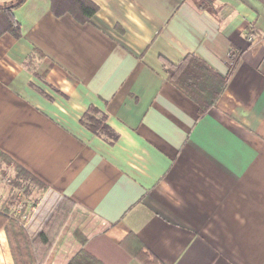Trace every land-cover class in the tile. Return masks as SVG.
<instances>
[{
    "label": "crops",
    "instance_id": "obj_1",
    "mask_svg": "<svg viewBox=\"0 0 264 264\" xmlns=\"http://www.w3.org/2000/svg\"><path fill=\"white\" fill-rule=\"evenodd\" d=\"M89 1L85 23L0 1L20 28L0 35V153L75 204L43 264H67L76 231L132 234L162 264H264V0ZM187 54L227 76L202 117L162 66ZM90 106L113 143L80 124Z\"/></svg>",
    "mask_w": 264,
    "mask_h": 264
},
{
    "label": "trees",
    "instance_id": "obj_2",
    "mask_svg": "<svg viewBox=\"0 0 264 264\" xmlns=\"http://www.w3.org/2000/svg\"><path fill=\"white\" fill-rule=\"evenodd\" d=\"M13 2L18 5L21 0H10V3ZM51 2V9L56 15L60 14L59 10L64 9L80 23L88 22L97 11V6L89 0H51ZM194 3L201 9L212 8V0H199ZM11 9L7 7L1 12L0 35L9 32L18 38L20 28L11 14ZM162 66L168 83L196 104L199 117L214 105L227 82V76L219 75L194 54L185 55L177 63L162 58ZM79 122L87 130L109 143H113L117 138V135L105 124V115L94 107L90 106ZM11 175H13L12 187L25 188L27 194L38 189L46 190L36 178L0 153V178L6 179ZM56 199L58 201L55 208L49 216L46 214L41 219L34 233L10 213L9 204L6 206L0 202V231L5 233L14 264H43L48 257L75 206L74 202L65 196H58ZM74 239L80 244V249L67 264H110L109 259L121 264L129 259L136 260L139 264H162L132 234L127 235L119 244H112L99 237L86 239L77 231L74 233Z\"/></svg>",
    "mask_w": 264,
    "mask_h": 264
},
{
    "label": "rangeland",
    "instance_id": "obj_3",
    "mask_svg": "<svg viewBox=\"0 0 264 264\" xmlns=\"http://www.w3.org/2000/svg\"><path fill=\"white\" fill-rule=\"evenodd\" d=\"M12 177L13 175L6 179L0 178V202L6 204V206L9 204L10 213L18 218L20 222L23 223L24 227L30 229L32 217L35 214H39L41 219L44 218L46 214L49 216L58 200L52 195H47L46 190L38 189L31 194H27L25 188L20 189L16 186L12 187ZM40 218H38V220ZM39 223L37 222V224ZM62 230L60 232H62Z\"/></svg>",
    "mask_w": 264,
    "mask_h": 264
}]
</instances>
